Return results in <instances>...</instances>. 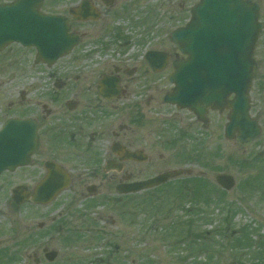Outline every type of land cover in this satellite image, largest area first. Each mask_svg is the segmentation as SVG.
I'll use <instances>...</instances> for the list:
<instances>
[{
	"label": "flooded vegetation",
	"instance_id": "1",
	"mask_svg": "<svg viewBox=\"0 0 264 264\" xmlns=\"http://www.w3.org/2000/svg\"><path fill=\"white\" fill-rule=\"evenodd\" d=\"M15 3L28 15L29 39L66 34L77 42L61 56L53 44L39 42L41 49L13 42L0 51V76L3 69L10 72L7 80L0 77V131L7 121L21 124L12 130V146L20 149L23 162L0 175V180L9 176V191L0 192V264H52L58 258V252L48 248L52 243L69 254L82 250L95 256L97 244L103 247L104 239L114 235L112 228L117 229L116 221L105 217L107 210L114 211V205L125 210L129 198L138 200L146 191L189 178L119 193L125 185L173 171L147 176L146 168L156 170L163 160L166 143L160 133L182 136L191 127L188 116L202 127L208 125V120L204 126L191 112L164 102L173 88L169 76L174 63L184 58L172 33L190 19L193 3L0 0V6ZM1 29L0 40L5 37ZM174 142L176 138L170 145L177 148L174 156L187 160L189 153L177 154L180 148ZM180 146L188 147L182 142ZM43 182L57 191L49 203L38 204L33 200ZM18 189L25 200L21 204L13 202ZM34 209L42 212L36 222ZM23 231L26 243L9 246ZM24 247L30 251L27 255Z\"/></svg>",
	"mask_w": 264,
	"mask_h": 264
},
{
	"label": "rangeland",
	"instance_id": "2",
	"mask_svg": "<svg viewBox=\"0 0 264 264\" xmlns=\"http://www.w3.org/2000/svg\"><path fill=\"white\" fill-rule=\"evenodd\" d=\"M191 1L194 5L198 0ZM250 1L260 8L262 25L249 92L250 115L261 128L260 136L247 144L226 140V112L209 114L205 127L188 116L191 127L182 136L173 131L160 133L161 142L166 143L163 160L156 170L146 168L147 176L187 169L192 179L146 191L138 200L129 198L125 210L114 205L105 217L115 220L117 229L112 228L114 235L104 239L103 247L97 244L95 256L82 250L69 254L52 243L48 248L58 252L52 264H264V0ZM9 76V70L3 69L2 80ZM172 138L180 148L177 154L189 153L187 160L174 156L177 148L170 147ZM181 142L188 147H181ZM221 173L234 178L232 190L226 192L214 184V175ZM7 177L0 180V192L9 191ZM34 210L36 222L42 212ZM25 239L26 232H19L8 245L20 247ZM23 249L24 255L30 252Z\"/></svg>",
	"mask_w": 264,
	"mask_h": 264
},
{
	"label": "water",
	"instance_id": "3",
	"mask_svg": "<svg viewBox=\"0 0 264 264\" xmlns=\"http://www.w3.org/2000/svg\"><path fill=\"white\" fill-rule=\"evenodd\" d=\"M21 3L0 6V26L4 39L0 49L19 42L24 46L44 43L53 44L59 55L67 53L76 43L75 38L33 40L26 36L28 17L22 12ZM20 12V13H18ZM24 18V19H21ZM259 8L249 0H199L191 10V19L172 34L173 41L185 59L177 61L169 81L171 92L164 97L165 103L187 109L205 123L207 110H229L224 134L226 139L235 137L243 142L254 141L261 133L258 123L249 115V89L255 75L256 63L253 59L255 44L261 30ZM22 28V29H20ZM58 56L53 57L56 59ZM231 101H228L229 98ZM21 128L7 122L0 131V173L12 171L21 165V151L13 149L12 130ZM181 172H171L140 183L128 184L119 190L121 194L137 193L157 187ZM214 181L224 190L234 187V179L229 175H217ZM57 189L47 182L38 186L35 203L46 204L52 200ZM16 204L24 200L21 189L13 191Z\"/></svg>",
	"mask_w": 264,
	"mask_h": 264
}]
</instances>
